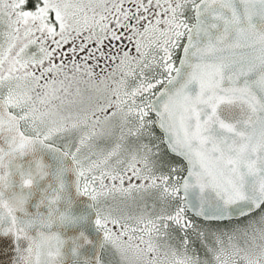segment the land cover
Returning a JSON list of instances; mask_svg holds the SVG:
<instances>
[{"label":"snow or ice","instance_id":"snow-or-ice-1","mask_svg":"<svg viewBox=\"0 0 264 264\" xmlns=\"http://www.w3.org/2000/svg\"><path fill=\"white\" fill-rule=\"evenodd\" d=\"M0 264H264V0H0Z\"/></svg>","mask_w":264,"mask_h":264}]
</instances>
